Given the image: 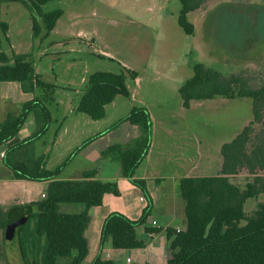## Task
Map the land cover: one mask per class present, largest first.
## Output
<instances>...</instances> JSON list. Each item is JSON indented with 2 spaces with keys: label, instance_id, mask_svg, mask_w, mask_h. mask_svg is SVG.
Returning a JSON list of instances; mask_svg holds the SVG:
<instances>
[{
  "label": "trees",
  "instance_id": "16d2710c",
  "mask_svg": "<svg viewBox=\"0 0 264 264\" xmlns=\"http://www.w3.org/2000/svg\"><path fill=\"white\" fill-rule=\"evenodd\" d=\"M50 1L54 0H0V7L2 4L19 3L27 8L31 12L32 37L38 38L42 33L41 24L45 34H48L62 15L59 10L41 12V6ZM206 1L179 0L181 9L177 25L185 35L194 33L188 15L199 10ZM7 30V24L0 20V83H19L22 92L27 93H33L36 88L52 91L53 84L33 74L31 65L26 61L27 56L13 55L9 59L2 52ZM192 72V77L179 89L183 108L188 109L191 101L249 98L252 100L253 118L231 142L221 146L222 165L217 176L181 179L179 193L185 204L186 228L183 231L163 230L170 252L166 264H264V203H258L249 215L243 210L247 199L264 193V176L259 175L264 170V137L257 136L255 142L252 140L253 125L260 124L264 115V84L253 88L244 75H224L201 63L194 64ZM127 76L130 79L136 77L124 68L119 74H91L76 111L93 121L103 119L104 107L115 96H129L125 84ZM30 114L35 118L36 130L24 141L10 147L9 151L22 147L25 152L32 154L34 142L48 130L51 119L49 111L38 98L22 105L19 115H6L0 125V146L13 142ZM122 122L137 127L140 136L127 149L112 146L103 152L102 157L117 162L122 176L149 199L145 182L133 178L150 145L149 114L145 108L133 107ZM94 138L85 141L81 147ZM81 147L76 148L52 170L42 168V159L12 163L5 153L3 164L14 179L47 182L42 200L27 206L0 207V238L10 240L14 237L22 264H65V260L67 264H81L87 254L84 231L89 222L88 210L100 206L105 194H118L116 183L97 180L96 171L84 173L83 178L77 181L56 179ZM241 170L252 176V181L247 182L242 189L231 182V178ZM61 204L82 205L84 210L77 214L61 213ZM148 210L149 207L136 221L119 213L107 216L102 226L101 245L109 239L114 249L141 248L142 244L135 237V229L145 223ZM160 231L145 229L149 234ZM91 264L112 263L101 262L96 258Z\"/></svg>",
  "mask_w": 264,
  "mask_h": 264
},
{
  "label": "rangeland",
  "instance_id": "374dc122",
  "mask_svg": "<svg viewBox=\"0 0 264 264\" xmlns=\"http://www.w3.org/2000/svg\"><path fill=\"white\" fill-rule=\"evenodd\" d=\"M180 8L179 0H54L42 5L41 12L62 11L54 24L55 31L45 34L41 24V36L33 38L31 12L19 3L1 5L0 20L10 28L2 52L8 57L27 56L33 74L54 85L52 91L37 93L53 118L39 143L46 145L44 153L50 167L57 166L58 148L52 145L57 133L54 118L63 111L62 107L67 111L78 104L83 88L81 76L97 71L120 73L123 68L118 63H124L140 78L136 101L161 107L152 109L155 124L171 120L187 127L184 137L189 145L198 138L201 145L210 147L211 154H217L216 148L231 142L252 121L249 98L194 102L187 111L181 107L178 89L191 74L189 66L195 63L224 75H244L253 88L264 84V0H207L188 16L196 25L193 36L185 35L177 25ZM76 30L85 33L79 37L80 43L70 37ZM57 41L62 43L57 45ZM99 52L110 54L113 60ZM126 80L131 91L135 90L133 79L127 76ZM118 103L120 108L107 107V117L89 126L92 132L97 130L103 135L122 123L134 102L121 96ZM165 113L170 119L158 118ZM30 123L26 120L21 130ZM253 128L254 142L257 136L264 137V115ZM259 175L264 176V170ZM251 181L252 176L245 170L231 178L241 189ZM258 203H264V193L247 199L244 213L249 215ZM0 262L22 264L14 237L0 238Z\"/></svg>",
  "mask_w": 264,
  "mask_h": 264
},
{
  "label": "crops",
  "instance_id": "0c3cea01",
  "mask_svg": "<svg viewBox=\"0 0 264 264\" xmlns=\"http://www.w3.org/2000/svg\"><path fill=\"white\" fill-rule=\"evenodd\" d=\"M193 13H190L188 16H191ZM193 26L195 33L196 25L193 24ZM9 29L8 26L6 38L8 37ZM54 31L55 29L53 28L50 33ZM73 36L79 40V37H84L85 33L81 30H76L70 34L71 38ZM78 42L80 43V40ZM61 43V41H57V45ZM99 55L113 60V57L108 53L99 52ZM7 58L11 59L12 57L7 56ZM118 65L121 68L131 71L124 63H118ZM192 66H189L191 74L185 77L183 84L192 77ZM189 67L187 68V72ZM131 72L134 73V71ZM90 75L91 74L87 77L81 76L80 78L79 83L83 85L82 90L79 92L81 96L84 95L87 89V80ZM75 76L76 74L74 73V77ZM135 76V79H133L135 90L133 91H131L127 84V80H125L129 92L127 98L130 102H134L131 104L128 112L133 108V105H135L134 107L145 108L147 110L151 120V141L147 154L135 170L133 178L145 182V188L149 199H147L139 188L122 176L120 166L117 162L102 157L103 152L112 146H120L122 149H127L130 143L140 136L139 129L128 122H122L118 125V129L116 128L118 126H114L112 130L106 134L99 135L97 130L92 132V128L89 127L93 126V122H99L107 117V107L110 106L114 109L117 107L120 108L121 104L118 102L121 96H115L113 100L104 107V117L98 121H93L87 115L78 113L76 111L78 104L74 107H69L67 111L62 107L63 111L54 118V120L57 121V133L52 140V145H57L58 148L57 166L60 165L74 149L80 147V145H78L79 143L100 136L99 139L96 140L94 138L89 144L82 146L65 168L57 175L56 179L61 181H77L83 178L84 173L96 171L95 178L97 180L102 182H115L118 191L117 195L111 193L105 194L100 206L88 210L89 222L84 231L87 254L81 264H91L96 258L101 262H111L112 264H166L170 258V252L163 230L173 229L176 231H183L186 228V219L184 217L185 204L179 193L181 179L217 176L221 170L222 157L220 155V149L222 145L216 148L217 154L214 155L211 154L208 145H201L198 138H193L194 143L189 145L184 137L187 135V127L183 128V126L176 125L171 120H167L169 122L165 124L159 121L157 125L160 129V133L158 132L157 125L155 124V115L152 109H161V107L152 106L141 100L136 101L135 96L139 88L140 78L136 74ZM19 90H21L19 83H0V125L7 114H12L14 116L19 115L22 105L30 102L34 98H38L37 93L42 89L36 88L33 93L22 92V90L21 93H19ZM194 102L202 101H191L189 108L185 109L182 106L181 100V107L188 111L191 109ZM164 111H166V113L169 112V110L165 109ZM166 113L163 115L159 114L160 116H158V118L161 119L162 117H166L170 119V116ZM30 116L31 115H29L26 120H31V125L22 131L21 129L26 122L25 120L13 142L0 146V207L4 209L13 206H27L42 200L45 197L47 187V182L14 179L11 171L3 164L5 153H7L6 155L12 163L15 161H25V159H42V168L48 170L55 168L47 164L49 158L44 153L46 145L44 143L39 144L42 137L34 142L31 155L25 152L22 147L9 151L10 147L24 141L36 130L35 118L33 120ZM52 120L53 118L50 119L49 126ZM126 133H129V136H126ZM105 135L111 138L109 143L105 141L103 137ZM94 144L96 148H94ZM147 207H149V210L145 218V223L135 229V237L137 241L142 244L141 248L129 250L114 249L109 239L105 240L101 245L100 238L102 226L107 216L112 213H119L131 221H136L142 216L143 211ZM82 210H84V206L78 204H61L59 207V211L65 214H77ZM146 228L161 229V231L155 234H149L145 232ZM105 253L109 254V258L104 257ZM64 263L67 264L68 261L65 260Z\"/></svg>",
  "mask_w": 264,
  "mask_h": 264
},
{
  "label": "built area",
  "instance_id": "2783aa9c",
  "mask_svg": "<svg viewBox=\"0 0 264 264\" xmlns=\"http://www.w3.org/2000/svg\"><path fill=\"white\" fill-rule=\"evenodd\" d=\"M19 93H21V90H19L18 91ZM126 136H129V133H126ZM104 137V139H105V141L107 142V143H109L110 141H111V138L108 136V135H105V136H103ZM100 138V136H98V137H96L95 139L97 140V139H99ZM95 145V144H94ZM94 148H96V145L94 146ZM104 257L105 258H109V254L108 253H105L104 254Z\"/></svg>",
  "mask_w": 264,
  "mask_h": 264
}]
</instances>
